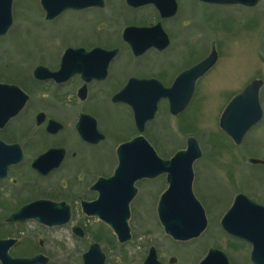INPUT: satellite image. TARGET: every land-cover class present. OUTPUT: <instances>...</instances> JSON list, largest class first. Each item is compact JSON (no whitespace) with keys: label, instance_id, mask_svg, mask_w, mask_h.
Here are the masks:
<instances>
[{"label":"flooded vegetation","instance_id":"1","mask_svg":"<svg viewBox=\"0 0 264 264\" xmlns=\"http://www.w3.org/2000/svg\"><path fill=\"white\" fill-rule=\"evenodd\" d=\"M22 1L11 0V27L0 40L22 31L12 28ZM32 1L38 10L30 17L33 32L50 40L62 23L63 34L53 47L22 45V75L15 63L0 60V264H264V187L223 193L216 179L197 189L201 156L192 165L191 196L179 190L185 192L177 204L183 229L174 236L159 216L166 174L135 177L148 158L140 155L129 157L136 162L126 167L124 181L114 179L134 141L140 152L149 144L156 159H174L160 154L148 131L162 110L174 117L167 91L215 47L204 45L203 57L192 60L197 0H187L185 16L180 0H80L77 8L49 13L41 0ZM209 18L201 21L213 33ZM183 57L187 65L167 68ZM153 61L162 71L149 66ZM208 72L194 81L191 99ZM190 88V78H183L174 96L183 98ZM261 108L243 139L264 126ZM250 159L264 172V164ZM195 201L206 221L197 236L189 225Z\"/></svg>","mask_w":264,"mask_h":264},{"label":"rangeland","instance_id":"2","mask_svg":"<svg viewBox=\"0 0 264 264\" xmlns=\"http://www.w3.org/2000/svg\"><path fill=\"white\" fill-rule=\"evenodd\" d=\"M181 1V15H189L187 0ZM108 11L116 3L110 2ZM32 0L18 2L15 8V22L12 28L21 27L20 33L8 35L0 42V60L15 63L14 69L23 70L25 53L22 45L34 43L60 44L63 34L62 23L52 30V37L40 36L33 32L30 17L38 15ZM197 25L194 26L192 60L197 62L203 57V46L215 44L217 61L197 86V93L186 112L172 117L162 110L157 122L149 128V139L155 142L160 154L173 155L185 149L186 140L192 137L197 140L202 158L196 164L197 189L207 187L205 182L216 184L224 192L239 187V192H262L256 190L264 187V172L260 167L251 166L249 158L264 160V126L258 128L239 147L231 145L230 140L219 132L218 120L230 95L238 91L252 79L264 84V0L255 7L240 6L204 7L198 0L195 3ZM209 15L210 33L201 19ZM203 29V32L202 30ZM17 30H14V33ZM74 32V31H73ZM72 32V34H73ZM192 34V31H190ZM17 44L22 48H17ZM19 51H17V49ZM21 63L20 67L19 64ZM161 62L153 61L149 66L157 70L163 69ZM167 64V63H166ZM165 64V65H166ZM187 61L183 57L179 62L167 65V68L183 67ZM21 70V71H20ZM22 75V74H21ZM261 92V104L264 109V85ZM239 183V184H238ZM215 186V185H214ZM215 187V188H216ZM264 193V188H263ZM261 194V193H260Z\"/></svg>","mask_w":264,"mask_h":264},{"label":"water","instance_id":"3","mask_svg":"<svg viewBox=\"0 0 264 264\" xmlns=\"http://www.w3.org/2000/svg\"><path fill=\"white\" fill-rule=\"evenodd\" d=\"M129 1V0H128ZM147 2L156 3L154 0H146ZM202 2L213 3V4H239L245 7H253L260 0H199ZM79 0H42V6L47 13L50 10H53L55 7L48 9L50 6L60 5L72 6L76 8ZM11 0H0V36L6 34L8 28L11 26L12 15H11ZM58 9V8H57ZM61 9H58L59 12ZM54 12V11H53ZM47 18H49L47 16ZM217 58V54L213 48L212 54L205 59L200 64L196 65L193 69L187 71L180 77L190 78L191 88L188 91L185 97L174 96L176 88H171L168 90L169 94L168 100L170 105V113L173 115L182 112L187 106L191 92L193 91L194 81L202 76L208 69H210ZM179 81V80H178ZM178 82L176 81V84ZM179 85V84H178ZM262 85L261 81L254 80L250 82L241 92L235 95L227 107L225 108L222 116L220 118L219 126L224 131L235 144H240L244 134L248 129L252 128L256 124L262 115V111L259 104L258 92L259 88ZM175 89V90H174ZM167 92V93H168ZM154 107V106H153ZM154 109L149 111V119L153 117ZM128 148L124 153V159L120 160V169L116 172L114 179L116 181L125 180L128 176L127 166L136 162L133 160V156L144 155L147 156V160L141 162V168L136 172L135 177H154L158 174H166L168 180V189L163 194L160 200L159 216L160 220L165 228V231L171 235H180L179 229H183V226L177 225V214L182 211L177 204L180 203V197L185 195L184 191L179 192V190H187L191 196V184L193 180V171H192V162L197 160L201 156V151L196 139L190 137L187 139L186 149L181 150L175 153L174 159L170 161H162L158 158L152 147L148 144L146 151L140 152V147H136L135 141L127 145ZM250 162L253 164H264V161L250 159ZM134 177V178H135ZM122 186V185H121ZM241 197V196H240ZM193 202V198H192ZM198 202L196 204L195 210L192 208L191 214L192 219L190 222V230H195L196 236L205 228V219L203 216V211L200 208ZM166 205H171L170 209L166 208ZM179 228V229H178Z\"/></svg>","mask_w":264,"mask_h":264}]
</instances>
